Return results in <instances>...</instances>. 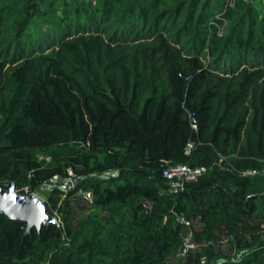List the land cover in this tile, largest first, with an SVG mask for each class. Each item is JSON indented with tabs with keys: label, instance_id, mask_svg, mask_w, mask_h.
<instances>
[{
	"label": "trees",
	"instance_id": "trees-1",
	"mask_svg": "<svg viewBox=\"0 0 264 264\" xmlns=\"http://www.w3.org/2000/svg\"><path fill=\"white\" fill-rule=\"evenodd\" d=\"M9 184L59 225L0 216V264H169L188 229L181 264H264V0H0Z\"/></svg>",
	"mask_w": 264,
	"mask_h": 264
},
{
	"label": "water",
	"instance_id": "water-1",
	"mask_svg": "<svg viewBox=\"0 0 264 264\" xmlns=\"http://www.w3.org/2000/svg\"><path fill=\"white\" fill-rule=\"evenodd\" d=\"M187 82L188 79H186ZM50 184L66 190L69 181L50 182ZM0 216L10 221L22 223L24 236L33 228L39 231L42 226L59 225L56 218L46 214L44 202L33 196L23 197L16 194L11 184L0 186Z\"/></svg>",
	"mask_w": 264,
	"mask_h": 264
},
{
	"label": "built area",
	"instance_id": "built-area-1",
	"mask_svg": "<svg viewBox=\"0 0 264 264\" xmlns=\"http://www.w3.org/2000/svg\"><path fill=\"white\" fill-rule=\"evenodd\" d=\"M226 3L230 6L233 5L234 0H225ZM206 173V169L203 167H190L187 165H176L167 167L163 172L162 176L167 181L169 185L170 192H177L183 189V186L186 182H194L201 178ZM251 175L252 173H248ZM71 184V180H67ZM53 182L57 181V178H54ZM87 199H90V195H85ZM180 223L184 224L186 227L191 226V222H188L184 219L180 220ZM196 249L193 243V234L190 229H188L187 234L183 237V246L178 253L180 259H184L188 252L194 251Z\"/></svg>",
	"mask_w": 264,
	"mask_h": 264
},
{
	"label": "rangeland",
	"instance_id": "rangeland-1",
	"mask_svg": "<svg viewBox=\"0 0 264 264\" xmlns=\"http://www.w3.org/2000/svg\"><path fill=\"white\" fill-rule=\"evenodd\" d=\"M75 187H76L75 183L71 182V184L69 183V186L66 188V191H74ZM30 196L35 197L36 199H38L41 202H43L45 197H46L45 194L42 192H39V193L34 194V195H30ZM81 204H83V203H81ZM122 215H123V213L120 214V216H122ZM193 224L195 225V223H193ZM181 261H182V259L176 258V260H171L169 262V264H181Z\"/></svg>",
	"mask_w": 264,
	"mask_h": 264
}]
</instances>
